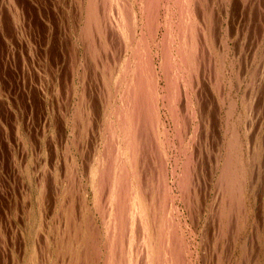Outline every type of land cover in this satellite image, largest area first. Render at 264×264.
<instances>
[{"label":"rangeland","instance_id":"374dc122","mask_svg":"<svg viewBox=\"0 0 264 264\" xmlns=\"http://www.w3.org/2000/svg\"><path fill=\"white\" fill-rule=\"evenodd\" d=\"M89 1L90 0H0V264H41V261H43L42 264H73L74 262L76 264H80V262H84L83 264H101L102 259L103 264L105 262L106 264L110 262L107 258L109 257V249H111L110 245L111 243L113 245L115 242L116 232L111 235L108 234L111 229L108 230L105 227V219L101 218L102 215L100 216V206L103 207L107 204L103 207L106 211V217L107 213H112L113 209L112 206L109 205L108 202H106L105 196L107 195L108 191L105 196H102L105 199L103 200V198H101V200L103 201H101L102 204L100 206H96L97 187L91 179L93 176H95L99 159L103 161V159H106V157L108 156L107 158L108 160H110L116 153H118V155L116 154L117 160L122 157V160L126 159V157H124V154L119 155V151H122V143L120 142L122 141V139L117 132L118 124H116L117 121L115 123L114 120L116 119V117L114 116L116 111L113 109L116 106L115 109L117 110V112H119L118 110L119 107H121L120 105H122V107L125 106L126 101L124 102L123 100L121 103L119 102L122 100L120 93L122 94V90L126 88L128 84L124 83V81L126 80L127 82L129 76L131 77L132 74L130 71H127L125 73V69L127 67L130 68L133 65L132 60H134L133 58L135 57V54H132V52H134L132 48H136L133 46L135 45V43L138 48V54L141 55L142 50H144L142 53V57H140L141 62H144V58L147 56L148 59L146 57L145 62H151V68L154 67L153 69L158 75L156 76L158 77L157 81L155 77L153 78V82H155L156 84L153 83V96H151V99L154 100H151L152 107L155 106L154 108L157 111H155V115L157 114L155 116V120H157V122L154 127H146L147 132L146 129L144 130V126L142 127L140 125V131H137V135L134 136L135 143L134 145H132V149L136 147V149L134 148L136 150V153L137 151L143 152L144 150L145 154L140 152L136 155L135 153V161H133L135 162L134 169H131V167L130 169L126 167L129 172L128 189L129 191H131L130 198L132 200L134 199L135 195H137V193L140 195L139 199L142 200V205H144L145 213L141 214L142 217L139 214V219L136 218L135 230L131 227V220H129V223L124 224L125 230L122 231H125L124 233L128 235H124V237L121 239L122 242H117V244H121L120 246H117L119 247V251L114 247L116 252H119L117 254V256H119L117 258L118 261L116 262V264H118L119 262L121 263V261L124 262L123 264H139L140 261V264H153L154 262L158 264L162 259L163 261L160 264H168V261L172 262V264H176V262H179V264H236L237 262V264H264V0H198V2H195L197 0H156V3L154 0L152 7L153 11H151V16L153 18L149 16L151 19L144 18V16L146 15L144 11L145 8H142L144 0H119L118 2L117 0H91V3ZM171 2L173 3L171 4ZM123 4L125 5V7L127 6L128 11H130L128 26H123L121 20H119L121 17L120 7H124ZM84 5L86 6V8ZM180 5H182V8L180 7ZM195 6L197 7L195 8ZM154 8L157 10L156 13L154 12L156 11ZM87 9L89 11L92 9L94 11V14H98L96 16L97 19H93L91 22V31L89 32V37L87 36L89 39L85 36L86 27H84L85 25L87 26V24H89L87 16L84 17L85 15H87ZM177 10L179 12H177ZM208 10L210 11L207 13ZM180 14L182 17L180 16ZM211 14L214 18L211 16ZM183 16L189 18L186 19ZM211 18L212 21H209V19L211 20ZM144 19L150 21V26H144L145 23L148 24V21L145 22ZM181 19L184 21H182ZM189 21L190 23H188ZM176 22L179 26H174L176 25ZM185 24H187L188 26ZM169 25H171L172 28ZM192 25L193 27H190ZM147 26H149V28ZM176 27H178L179 29L181 28L180 32H178L179 29ZM195 27L197 29L198 27H200L201 30H196ZM175 29L177 30L176 33ZM186 29L187 31L185 32ZM195 30L197 33H194ZM188 31L189 35H187ZM130 32L131 37L128 36ZM210 32L211 34H209ZM213 32L215 33L214 35L212 34ZM162 33L166 36H162ZM180 33L186 35L183 36L181 34V36L179 35L180 37H178L177 34ZM145 35L146 37H144ZM211 35H213L214 37ZM195 36L198 38V40H196L197 38ZM164 37L166 38L165 40ZM88 40H90V49L86 44ZM136 40H138L139 43L136 42ZM159 41H161V43ZM181 41H184V47H188V45L191 44L189 48L190 55L186 57H183L182 55L180 57V53L178 51L180 46L183 47ZM146 42H148L149 44ZM143 43H145L146 45ZM174 43H176V45ZM161 44L164 46L163 48ZM171 46L173 48H169ZM193 48L195 49V51ZM130 52L133 57L130 55ZM194 52H196V54ZM144 53L146 54V56ZM171 53L173 54V56L171 55ZM163 56L167 61L164 60ZM174 58H176L175 61ZM194 61L196 63L198 62V65ZM122 63L124 64V66L122 65ZM169 63L171 66L169 65ZM152 64L155 66H153ZM189 65H191L190 70V67H188ZM175 66L177 69L174 68ZM120 67L121 70L123 69L122 71L120 70ZM160 67L162 68L163 72H161ZM164 70L166 71V73L164 72ZM171 73H175L176 75ZM167 74H169V76ZM261 74L262 76H259ZM172 76L174 77V79H172ZM168 78L171 81L167 80ZM165 80L167 82L170 81L167 83L168 85L165 83ZM119 81L121 82L120 84ZM175 81L177 84L176 86L174 85ZM254 81H256V84L254 83ZM106 85L108 86L106 87ZM181 85L183 86L181 87ZM156 86L161 87V89ZM178 86H180L181 89L178 88ZM251 86L254 87V89L252 87V91ZM168 91H171V93ZM174 91H179V95H177V92L175 94ZM161 92L164 93L162 94ZM184 92L185 94H183ZM253 92L254 94H252ZM141 94L143 96V93L140 92V95L138 96L139 98L142 97ZM155 94H157V96ZM197 94L199 97L197 96ZM113 95L115 98H113ZM172 95L173 98L171 97ZM251 95L253 97H250ZM160 96L161 98H163V100H160ZM185 96L186 98H184ZM139 98H136L137 102ZM250 98L253 99H251L250 101ZM157 99H159L160 101H157ZM173 101L175 102V104H173ZM142 102L144 103L145 100L143 99ZM195 102H197V106L195 105ZM229 103L231 104V107L229 106ZM250 103L254 108L252 106L250 107ZM158 104L162 107H160ZM185 104L188 105V107ZM254 104L258 105L254 106ZM178 106L179 108L182 106L180 108V111ZM107 108H110L109 111ZM234 108L236 111L234 110ZM74 109L77 111H75ZM170 109L175 110H173L172 112V110ZM177 110L179 112H177ZM239 111L241 114L239 113ZM73 112H76L78 114ZM177 113L183 114L181 116L180 114L177 115ZM228 113H230L231 115ZM141 115L143 114H140L139 118L141 117ZM170 115H172V117H170ZM76 116L78 117L74 118ZM80 116H82L83 118ZM238 116L239 118L235 119ZM76 119H78L77 121L80 124H78L77 121H72ZM109 119L111 120V124L109 123ZM244 119H248L246 120L248 121V124L247 122L244 123ZM178 121L180 122V125L178 124ZM85 122L86 124L84 125L83 123ZM108 124L112 126L110 129ZM177 125L179 126L177 127ZM243 125L247 126V128H245ZM103 126L105 128L107 127V129H104ZM193 130L195 131L194 134ZM108 131L109 134H106V132ZM260 131L261 134H259ZM76 132L77 134H75ZM149 132L156 137L155 141L154 137L152 136V134L150 136ZM154 132L156 134H154ZM233 133L236 135H234ZM242 133H244L245 135L243 134L242 136ZM114 134L115 136H113ZM105 135L109 138H107L108 140L106 139ZM77 137H80V140H76L78 139ZM104 139L106 143L108 142V147L103 144ZM113 139L116 141H114ZM147 139L150 141H148ZM230 139L231 142H229ZM141 140L147 141L142 142ZM101 144H103L104 146ZM138 145L142 146L143 149L139 150L141 148H139ZM111 146H114L115 148H112ZM100 147H107V152L105 148L102 151L103 148L101 149ZM157 148L159 149L158 151ZM152 149L154 153L156 151L157 152L153 154ZM110 150H112L113 152ZM100 151L102 152L100 153ZM145 151L149 154H147ZM103 152H106L107 154L105 153V156H103ZM110 152H112L113 155ZM108 153L112 155V157ZM151 156L152 159H149L151 158ZM229 156H231L232 158ZM260 157L262 158L259 159ZM192 158L194 159V161ZM237 158H239L240 160ZM222 159L225 160L222 161ZM138 160L139 163L136 162ZM149 160L151 162H149ZM162 160L166 161L162 162ZM140 161L146 164L145 167L144 164ZM190 161H192L194 164H191L192 162ZM225 162L226 164H224ZM235 162H238V164L236 165ZM137 163L140 166H137ZM183 164L185 165L183 166ZM146 166L148 168H146ZM151 167L153 168L151 169ZM243 167L244 169L241 170V168ZM136 168L140 171H137ZM180 168H184V171L187 169L185 171V175H183V169H181V171L179 170ZM144 169L145 171H147V176ZM147 169H151V172ZM236 169L239 171L236 172ZM230 170L232 171V173ZM68 171L69 174L67 173ZM152 171H154L155 174ZM71 172H73V174ZM138 172H141V174L143 173L144 175L142 174V176L140 175V173L138 174ZM241 172L244 174H242ZM151 173H153V176L151 175ZM161 173H163L164 175L162 176ZM230 173L232 177L236 176L235 178H232V181L233 179L237 180V182L239 181L238 193L241 192L240 195L238 194L239 197L237 196L236 202H233V205L229 203L230 191L227 190L230 185V182L227 181L231 180L229 176ZM176 175L180 176L178 177ZM187 175H189V179H185ZM220 175L223 178H221ZM154 177L156 179H154ZM154 180H156V182H154ZM66 182L69 183L67 184ZM146 182L149 183L146 184ZM186 182L187 184H185ZM217 182L219 183V185ZM71 183H73V185ZM227 183L228 187L225 186L227 185ZM43 184L46 187L43 186ZM141 184L143 185L141 186ZM67 185L75 187H73L72 189V187H67ZM180 185H182V187ZM81 186L83 187V189ZM139 186L142 188V190L139 189ZM150 186L151 188H149ZM153 186H155L156 188H153ZM64 188L67 189V192ZM178 188L180 190H178ZM185 188H188V190H186ZM75 190H77L78 192ZM155 190L156 193L154 192ZM159 190H163L161 191L162 193ZM165 191L167 192V194L165 193ZM70 192H73L72 197H70V195L66 196V194L68 193L71 194ZM74 193L75 195L78 193L77 197L79 196L76 200L77 203L75 199H73L76 198V196H73ZM148 193L149 195H145ZM155 194L156 196L158 195V197H156ZM145 196L148 198H146ZM153 196L154 198H152ZM67 197L69 199H67ZM62 198L64 199V201L67 199L66 202L68 203L63 202ZM165 198L166 200H164ZM78 199H81V201L79 202ZM239 200L243 202L240 203ZM74 201L76 204L74 203ZM70 202L73 203L71 204ZM114 202L113 208L115 207ZM167 202L169 207L166 204ZM198 203L200 205H198ZM88 205H90V207H88ZM162 205L164 211L162 210ZM56 206L59 207V209L56 208ZM73 206L75 207V210H73ZM81 206L82 208H80ZM155 206L157 208L159 206L160 207L157 209ZM70 207L72 209H70ZM105 207H107L109 210ZM83 208H86V210H83ZM96 208L98 209V211H95ZM88 209L90 210V212L88 211ZM66 210H68V212L70 210L71 213L73 211L76 213V216L75 213L72 214L75 218L76 227L72 232H69L71 234L70 236H73L75 240L74 243L71 241L72 239L70 240V242L68 241L69 237L66 234L67 230L64 229L65 225L67 224L66 217L68 216V212L65 213ZM216 210L217 213L215 212ZM59 211L61 212V214L59 213ZM151 211L153 215L152 213H149ZM189 211H191L192 215ZM83 213L85 214V216L83 215L82 219L81 215ZM87 214L88 216H86ZM166 215L168 217H165ZM154 217H156L157 219H155ZM255 217L256 220H253ZM175 218H177L176 221ZM233 218L236 221L233 220ZM84 219L85 221H88V219L91 220L92 224H94V226H92L96 229V233L100 234H96V242H94L96 243V245L94 246L95 248L92 247L91 249L93 250H89L88 259L90 261H88L90 263H88V261H85L84 256L85 253H88V250L85 251V246L82 245L79 240L81 237L83 238L87 232V230L85 231V229H83L84 227L86 228L87 225V221L84 222ZM165 220L166 224H168V221L170 224L165 225ZM111 221L113 223L112 215L110 216L109 220H107V224L109 225L110 222V226L112 225ZM60 222H62V224ZM82 222H84V224ZM173 224H176L175 227H172ZM60 225L62 228L60 227ZM177 225H179L180 227H178ZM168 226L170 227L168 228ZM51 227H53L54 230ZM100 227L103 228L102 231ZM126 227L130 230L129 231L127 229V233ZM153 227L154 230L152 229ZM158 227L160 228V230ZM251 227L254 229L252 230ZM136 228H139V230H136ZM43 229H45V231ZM52 230L54 232H52ZM228 230H230V232H228ZM175 232L179 233L177 234ZM136 233L137 237L135 236ZM77 234L78 236H75ZM80 234L84 235L81 236ZM122 234L123 232L121 233V235ZM138 234H140L139 237ZM227 235L229 238L227 237ZM107 236L110 238H108ZM159 237H162L160 239V242ZM77 238H79V241L77 240ZM139 238H141L142 241L139 240ZM102 239L104 240V242ZM130 239H132V241L129 245ZM163 239L165 242H163ZM175 239L178 242L174 244L173 242L175 241ZM39 240L41 241V244L39 243ZM138 240L140 242H138ZM56 241L59 243H56ZM108 241H110V244ZM78 242L79 248H77ZM45 243L47 247L43 248L45 246ZM246 243L248 246L246 245ZM55 244H58L59 246ZM70 244L72 245V247L70 246ZM163 244L164 246H162ZM80 245L82 246L80 247ZM142 245L144 246L143 249ZM170 245L173 246H171L170 248ZM121 246L122 248H120ZM175 246L179 249V251ZM57 247L59 248L57 249ZM75 247L77 248V250ZM166 247L168 249H171L168 253L166 251ZM249 247L250 251L248 249ZM98 248L100 249V251H97ZM137 249L139 250L136 251ZM161 249L163 253L159 252L161 251ZM246 250H248L249 252H247ZM252 250L255 252V254ZM95 251H97L98 254H96L97 252L94 253ZM142 251L144 253V259H142ZM158 252L162 254H159ZM38 253L40 254V256ZM93 254L98 256L96 257L94 255V257H92ZM103 254H105V256ZM36 255H38L39 257ZM74 255L75 257L77 256L76 258L80 257L83 260L79 258L77 260L78 262H76V260L73 259ZM159 255H161L162 259L161 257H159ZM66 256L68 259L66 258ZM121 256V259L123 260L120 259ZM179 257H181L180 261L178 260ZM243 257L245 258V260ZM98 258L99 260H97ZM136 258L140 261H138ZM182 258L184 259V261H182ZM63 259L66 260L64 261ZM92 259L94 263L91 262ZM235 260L237 262H235ZM135 261L138 262L136 263Z\"/></svg>","mask_w":264,"mask_h":264},{"label":"bare ground","instance_id":"6f19581e","mask_svg":"<svg viewBox=\"0 0 264 264\" xmlns=\"http://www.w3.org/2000/svg\"><path fill=\"white\" fill-rule=\"evenodd\" d=\"M85 1H87V0H85ZM95 1V0H94ZM100 1H102V0H100ZM119 0H117V2H118ZM122 1V0H121ZM125 1V0H124ZM123 1V2H124ZM128 1V0H127ZM186 1V0H185ZM190 1V0H189ZM216 1V0H215ZM90 3H91V0L89 1ZM103 2H105V1H103ZM144 3H143V5H142V8L144 7L145 8V14L149 17H152L151 16V11H153V9H152V7H153V2H154V0H144L143 1ZM179 2V1H178ZM195 2H198V0L197 1H195ZM100 3V2H99ZM121 3V2H120ZM120 3H118V4H120ZM155 3H156V0H155ZM173 2H171V4H172ZM183 3V2H182ZM127 4H128V2H127ZM168 4V3H167ZM177 5V4H176ZM178 5H179V3H178ZM85 6V5H84ZM88 6H91V5H88ZM87 6V7H88ZM96 6V5H95ZM100 6V5H99ZM105 6V5H104ZM108 6V5H107ZM123 6L124 7H120L121 8V17H120V19L119 20H121V23H122V25L123 26H128V19H130V14H129V12L130 11H128V9H127V6L125 7V5L123 4ZM158 6V5H157ZM167 6H169V5H167ZM173 6V5H172ZM129 7V6H128ZM141 7V6H140ZM139 7V8H140ZM180 7L182 8V5H180ZM179 7V8H180ZM197 6H195V8H196ZM85 8H86V6H85ZM96 8V7H95ZM143 8V9H144ZM151 8V9H150ZM157 8V7H156ZM198 8H199V5H198ZM227 8V7H226ZM80 9V8H79ZM102 9V8H101ZM142 9V10H143ZM155 9V8H154ZM167 9V8H166ZM176 9V8H175ZM178 9V8H177ZM185 9V8H184ZM187 9V8H186ZM190 9V8H189ZM188 9V10H189ZM88 10V9H87ZM106 10V9H105ZM156 10V9H155ZM178 10H180V9H178ZM177 10V12H179ZM188 10H186V11H188ZM196 10V9H195ZM102 11V10H101ZM104 11V10H103ZM167 11V10H166ZM181 11V10H180ZM185 11V12H186ZM191 11V10H190ZM210 10H208L207 11V13L209 12ZM69 12V11H68ZM95 12H96V9H95ZM155 13L157 12V10L156 11H154ZM153 12V13H154ZM194 12V11H193ZM205 12V11H204ZM215 12V11H214ZM101 13V12H100ZM117 13V12H116ZM174 13V12H173ZM181 13V12H180ZM189 13V12H188ZM195 13V12H194ZM143 14V13H142ZM98 14L96 13V14H94V11L91 9L90 11L88 10L87 11V15H85L84 17H86L87 16V20L89 21V24H87V26L85 25L84 27H86V32H85V36L87 37H89V32L91 31V22H92V20L93 19H97V16ZM144 16V18H146V19H151L150 17L148 18L147 16ZM167 15V14H166ZM177 15V14H176ZM179 15V14H178ZM184 15H186V14H184ZM189 15V14H188ZM204 15H206V14H204ZM106 16V15H105ZM180 16H181V14H180ZM192 16H193V13H192ZM197 16V15H196ZM195 16V17H196ZM211 16H212V14H211ZM182 17V16H181ZM180 17V18H181ZM184 17V16H183ZM213 17V16H212ZM66 18V17H65ZM153 18V17H152ZM184 18H186V17H184ZM183 18V19H184ZM189 18V17H188ZM188 18H186V19H188ZM197 18V17H196ZM205 18V17H204ZM214 18V17H213ZM250 18V17H249ZM173 19V18H172ZM171 19V20H172ZM175 19H176V17H175ZM143 20V19H142ZM145 20V19H144ZM167 20V19H166ZM174 20V19H173ZM182 20V19H181ZM190 20V19H189ZM195 20V19H194ZM148 20H145V22H147ZM165 21V20H164ZM163 21V22H164ZM182 21H184V20H182ZM209 21H212V18H211V20L209 19ZM215 21V20H214ZM86 22V21H85ZM149 22L150 21H148L147 23L148 24H146L145 23V27H146V25H149ZM152 22V21H151ZM170 22V21H169ZM206 22V21H205ZM95 23V22H94ZM188 23H190V21L188 22ZM197 23V22H196ZM215 23V22H214ZM153 24V23H152ZM167 24V23H166ZM171 24V23H170ZM181 24V23H180ZM201 24H202V22H201ZM107 25V24H106ZM164 25H165V23H164ZM184 25V24H183ZM185 25H187V24H185ZM194 25V24H193ZM193 25L192 26H190V27H193ZM209 25H210V23H209ZM208 25V26H209ZM143 26V25H142ZM150 26V25H149ZM149 26H147L148 28H149ZM170 27H171V25H169ZM174 26H179L178 25V23L176 22V25H174ZM188 26V25H187ZM186 26V27H187ZM197 26V25H196ZM199 26V25H198ZM165 27V26H164ZM182 27V26H181ZM185 27V26H184ZM121 28V27H120ZM151 28V27H150ZM166 28H167V26H166ZM166 28H165V33H166ZM172 28V27H171ZM175 28V27H174ZM176 28H178V27H176ZM188 28V27H187ZM196 28V27H195ZM209 28V27H208ZM213 28V27H212ZM124 29V28H123ZM138 29V28H137ZM169 29V28H168ZM179 29V28H178ZM185 29V28H184ZM183 29V30H184ZM193 29V28H192ZM198 29L199 30H201L200 29V27H198ZM197 28H196V30H198ZM225 29V28H224ZM83 30V29H82ZM85 30V29H84ZM95 30V29H94ZM164 30V29H163ZM180 30H181V28L179 29V31L178 32H180ZM196 30H195V32L194 33H197L196 32ZM207 30V29H206ZM127 31V30H126ZM129 31H131V30H129ZM128 31V32H129ZM144 31V30H143ZM187 31V29L185 30V32ZM214 31V30H213ZM103 32V31H102ZM168 32V31H167ZM177 32V30L175 29V33ZM184 32V33H185ZM226 32V31H225ZM147 33V32H146ZM153 33V32H152ZM164 33V34H165ZM170 33V32H169ZM129 34V33H128ZM181 34L182 33H180V34H177L178 35V37H180L181 36ZM193 34V33H192ZM209 34H211V32L209 33ZM213 35L215 34L214 32L212 33ZM216 34H217V32H216ZM131 35V32H130V34L128 35V36H130ZM174 35V34H173ZM176 35V34H175ZM180 35V36H179ZM183 35V34H182ZM186 35V34H185ZM185 35H183V36H185ZM187 35H189V31H188V34ZM200 35H201V33H200ZM213 35H211V36H213ZM84 36V37H85ZM140 36H142V35H140ZM162 36H166V35H163V33H162ZM196 36H198V35H196ZM195 36V37H196ZM87 37V38H88ZM113 37V36H112ZM131 37V36H130ZM144 37H146V35L144 36ZM188 37V36H187ZM214 37V36H213ZM225 37V36H224ZM138 38V37H137ZM143 38V37H142ZM168 38V37H167ZM197 38V37H196ZM89 39V38H88ZM91 39H92V37H91ZM140 39V38H139ZM166 38L164 37V40H165ZM171 39V38H170ZM169 39V40H170ZM172 39H174V38H172ZM180 39V38H179ZM179 39H178V41H179ZM183 39V38H182ZM188 39V38H187ZM190 39V38H189ZM212 39V38H211ZM215 39V38H214ZM163 40V41H164ZM177 40V39H176ZM196 40H198V38L196 39ZM85 41H86V39H85ZM144 41H145V39H144ZM171 41V40H170ZM174 41V40H173ZM184 41H185V38H184ZM184 41H181L182 42V45H183V42ZM191 41V40H190ZM220 41V40H219ZM130 42H131V40H130ZM136 42H138V40H136ZM142 42H143V40H142ZM160 43H161V41H159ZM175 42V41H174ZM189 42V41H188ZM211 42H212V40H211ZM101 43V42H100ZM139 43V42H138ZM146 43H148V42H146ZM171 43H173V42H171ZM87 47L89 46V49H90V40H88L87 41ZM123 44V43H122ZM143 44H145V43H143ZM149 44V43H148ZM175 45H176V43H174ZM181 44V43H180ZM180 44H179V46H180ZM185 44V43H184ZM73 45V44H72ZM135 45H136V43H135ZM135 45H133L134 47H136L135 49H133L132 47V50L134 51V52H132V54L134 55L135 54V57L133 58L134 60H132L133 62H132V67H130V68H126L125 69V73L127 72V71H130L132 74H131V77L129 76V79H128V81L126 82V80L124 81V83H128L127 84V86H126V84H125V86H126V88H124L125 89V91H124V89L122 90V94L120 93V95H121V101H119L120 103L124 100V102H125V106H123L122 107V105H120L121 107H119V112H117V110L115 109V107H114V109L113 110H115L116 112H115V117H116V119H114L115 120V123H116V121H117V123L116 124H118L117 126H118V130H117V132H118V134H119V136L121 137V139H122V141H120L121 143H122V151H119V155H125L124 157H126V159L125 160H122V158H120V156H119V158L120 159H116V154L118 155V153H116L115 155H113L112 154V152L114 151V149H113V151L112 150H110V151H112V152H110L112 155H113V157H112V155H110L109 153V155L112 157H110L111 159L110 160H108V156L106 157V159H103V161L101 160V159H99L98 160V166H97V171H96V173H95V176H93L92 177V182L93 183H95V185H96V200H97V205L96 206H100L101 204H102V200H101V198H103L102 196H105V194L107 193V191H108V193H107V195L105 196L106 197V202H108L109 203V205H111L112 206V213L111 212H108L107 213V217L105 216L106 215V211H105V209L103 208L104 206H106V205H104L103 207H101L100 206V210H101V212H100V216H101V218H103V219H105V221H104V224H105V227H106V229H111L110 230V232L108 233L109 235H111V234H113L114 232H116V235H115V242H114V240H113V242H114V244L112 245V243H111V245H110V247H111V249H109L110 251H109V257L107 258V259H109V263L108 264H116V262L118 261V256H117V254L119 253H117L116 252V250H115V248L118 250V248L119 247H117V246H120L121 244L120 243H118L117 244V242H122V238L124 237V235L125 236H127L124 232L125 231H122V230H125V225L124 224H126V223H129V220H131V227H132V229H134L135 230V225H136V218L137 219H139L138 218V215L140 214V216L142 217V213L144 214L145 212H144V205H142V200L141 199H139L140 198V195L137 193V195H135V197H134V199L132 200L131 198H130V193H131V191H129V189H128V185H129V182H128V176H129V172H128V170L126 169V167H128L129 169H130V167H131V169H134V164H135V162H133V161H135L134 159H135V153H136V147H134L133 149H132V145H134V143H135V138H134V136H136L137 135V131H140V125L143 127L144 126V130L146 129V127H148V126H150V127H154L155 125H156V122H157V120H155V116L157 115H155V111H156V109L154 108L155 106H153L152 107V104H151V100H153V99H151L152 97L151 96H153V83H155V82H153V78L155 77L156 78V81H157V78L158 77H156V76H158L157 74H156V72H155V70L153 69V68H151V62H145V59H146V52L144 53L145 54V58H144V62L142 63L141 62V58L140 57H142V53H143V51L144 50H142V53H141V55L140 54H138L139 52H138V48H137V45L135 46ZM146 45V44H145ZM191 45V44H190ZM190 45H188V47L187 46H185L184 47V45H183V47H181L180 46V48H179V53H180V57H181V55L183 56V57H186V56H188V55H190ZM204 45V44H203ZM84 46H85V44H84ZM92 46V45H91ZM128 46V45H127ZM161 46H162V48L164 47L162 44H161ZM174 46V45H173ZM97 47V46H96ZM126 47V46H125ZM130 47V46H129ZM151 47V46H150ZM212 47V46H211ZM223 47V46H222ZM229 47V46H228ZM144 48H145V46H144ZM169 48H173L172 46L171 47H169ZM95 49V48H94ZM147 49V48H146ZM159 49V48H158ZM161 49V48H160ZM175 49V48H174ZM194 49V48H193ZM86 50V49H85ZM148 50V49H147ZM172 50V49H171ZM171 50H170V52H171ZM197 50V49H196ZM108 51V50H107ZM106 51V52H107ZM116 51V50H115ZM114 51V52H115ZM163 51H164V49H163ZM167 51H168V49H167ZM194 51H195V49H194ZM89 52V51H88ZM91 52V51H90ZM102 52V51H101ZM173 52V51H172ZM177 52V51H176ZM241 52V51H240ZM84 53V52H83ZM122 53V52H121ZM129 53V52H128ZM148 53H150V52H148ZM162 53V52H161ZM193 53V52H192ZM195 54H196V52H194ZM201 53V52H200ZM93 54H94V52H93ZM116 54V53H115ZM164 54V53H163ZM176 54V53H175ZM211 54V53H210ZM86 55V54H85ZM128 55V54H127ZM130 55H131V52H130ZM133 55H131L132 57H133ZM140 55V56H139ZM161 55V54H160ZM165 55V54H164ZM171 55L173 56V54L171 53ZM220 55V54H219ZM94 56V55H93ZM100 56V55H99ZM110 56V55H109ZM195 56V55H194ZM128 57V56H127ZM161 57V56H160ZM164 57V56H163ZM179 57V58H180ZM203 57V56H202ZM100 58V57H99ZM116 58V57H115ZM126 58V57H125ZM131 58V57H130ZM150 58V57H149ZM104 59V58H103ZM132 59V58H131ZM147 59H148V57H147ZM152 59V58H151ZM181 59V58H180ZM183 59V58H182ZM195 59V58H194ZM92 60V59H91ZM96 60V59H95ZM126 60H128V59H126ZM126 60H125V62H126ZM143 60V59H142ZM164 60H165V57H164ZM176 60V58H174V61ZM184 60H185V58H184ZM98 61V60H97ZM96 61V62H97ZM151 61V60H150ZM165 61H167V60H165ZM99 62V61H98ZM124 62V63H125ZM164 62V61H163ZM171 62H172V60H171ZM195 62V61H194ZM234 62V61H233ZM165 63V62H164ZM186 63V62H185ZM196 63V62H195ZM223 63V62H222ZM260 63V62H259ZM93 64V63H92ZM97 64V63H96ZM99 64V63H98ZM143 64V65H142ZM161 64V63H160ZM172 64V63H171ZM183 64H184V62H183ZM197 65H198V62L196 63ZM195 64V65H196ZM122 65L124 66V64L122 63ZM122 65H121V67H122ZM153 65V64H152ZM165 65V64H164ZM166 65H167V63H166ZM169 65H170V63H169ZM173 65V64H172ZM256 65V64H255ZM107 66V65H106ZM125 66H126V64H125ZM129 66V65H128ZM153 66H155V65H153ZM171 66V65H170ZM186 66V65H185ZM191 65H189L188 67H190ZM194 66V65H193ZM217 66V65H216ZM259 66V65H258ZM264 66V65H263ZM77 67V66H76ZM98 67V66H97ZM121 67H120V70H121ZM166 67V66H165ZM183 67V66H182ZM197 67V66H196ZM199 67H200V65H199ZM198 67V68H199ZM92 68V67H91ZM104 68V67H103ZM161 68V67H160ZM174 68H176V66L174 67ZM195 68V67H194ZM217 68V67H216ZM256 68V67H255ZM107 69V68H106ZM173 69V68H172ZM177 69V68H176ZM179 69H180V67H179ZM191 69V67L189 68V70ZM197 69V68H196ZM195 69V70H196ZM252 69V68H251ZM257 69V68H256ZM123 70V69H122ZM121 70V71H122ZM244 70V69H243ZM253 70V69H252ZM105 71V70H104ZM174 71H177V70H174ZM181 71V70H180ZM194 71V70H193ZM249 71H251V70H249ZM161 72H163V70H162V68H161ZM164 72L166 73V71L164 70ZM172 72V71H171ZM198 72H199V69H198ZM211 72V71H210ZM255 72H256V70H255ZM40 73V72H39ZM107 73V72H106ZM105 73V74H106ZM123 73V72H122ZM129 73V72H128ZM176 73H178V72H176ZM193 73V72H192ZM249 73H251V72H249ZM253 73V72H252ZM156 74V75H155ZM162 74H164V73H162ZM171 74H175V73H171ZM183 74V73H182ZM234 74V73H233ZM255 74V73H254ZM260 74V73H259ZM48 75V74H47ZM121 75V74H120ZM168 76H169V74H167ZM167 75H165V76H167ZM176 75V74H175ZM181 75V74H180ZM163 76V75H162ZM258 76V75H257ZM259 76H262V74L261 75H259ZM121 77V76H120ZM123 77V76H122ZM161 77V76H160ZM173 77V76H172ZM171 77V78H172ZM181 77V76H180ZM106 78H107V76H106ZM164 78V77H163ZM256 78H259V77H256ZM255 78V79H256ZM87 79V78H86ZM85 79V80H86ZM172 79H174V77L172 78ZM119 80V79H118ZM124 80V79H123ZM167 80H170L169 78L167 79ZM187 80V79H186ZM185 80V81H186ZM247 80V79H246ZM254 80V79H253ZM257 80H259V79H257ZM262 80V79H261ZM110 81V80H109ZM108 81V82H109ZM171 81V80H170ZM170 81H168V82H170ZM174 81V80H173ZM84 82V81H83ZM166 80H165V83L167 84L168 83ZM181 82V81H180ZM256 81H254V83H255ZM258 82V81H257ZM121 82L119 81V84H120ZM124 83H123V85H124ZM173 83V82H172ZM187 83V82H186ZM106 84V83H105ZM118 84V85H119ZM156 84V83H155ZM166 84H164V85H166ZM256 84V83H255ZM168 85V84H167ZM175 86L177 85L176 84V81H175V84H174ZM108 85H106V87H107ZM170 86V85H169ZM172 86V85H171ZM183 85H181V87H182ZM250 86V85H249ZM249 86H248V89H249ZM156 87H158V86H156ZM252 87L253 86H251V91H252ZM115 88V87H114ZM118 88V87H117ZM158 88H160L161 89V87H158ZM174 88V87H173ZM178 88H180V86H178ZM120 89V88H119ZM171 89V88H170ZM181 89V88H180ZM253 89H254V87H253ZM174 90V89H173ZM183 90V89H182ZM184 90H185V88H184ZM189 90V89H188ZM209 90V89H208ZM255 90H256V88H255ZM115 91H116V89H115ZM158 91V90H157ZM163 91V90H162ZM166 91V90H165ZM251 91H250V93H251ZM121 92V91H120ZM140 92L141 93H143V96H142V94H141V96L142 97H138L139 95H140ZM156 92V91H155ZM168 92H170L171 93V91H168ZM175 92V94H176V92L177 91H174ZM94 93V92H93ZM162 93V92H161ZM160 93V94H161ZM164 93V92H163ZM162 93V94H163ZM179 93V91L177 92V95H179L178 94ZM248 93V92H247ZM159 94V95H160ZM173 94V93H172ZM183 94H185V92L183 93ZM187 94V93H186ZM196 94V93H195ZM226 94V93H225ZM252 94H254V92L252 93ZM80 95V94H79ZM96 95V94H95ZM108 95V94H107ZM156 96H157V94H155ZM118 96H119V94H118ZM170 96V95H169ZM183 96V95H182ZM197 96H198V94H197ZM244 96V95H243ZM172 98H173V95L171 96ZM170 97V98H171ZM199 97V96H198ZM198 97H197V99H198ZM250 97H253L252 95L250 96ZM256 97V96H255ZM104 98V97H103ZM113 98H115L114 97V95H113ZM136 98H139L138 99V102H137V99ZM149 98H150V102H149ZM159 98V97H158ZM184 98H186V96L184 97ZM108 99V98H107ZM145 100V102L143 103L142 102V100ZM163 100V98H161V96H160V100ZM178 99V98H177ZM182 99V98H181ZM188 99V98H187ZM187 99H186V101H187ZM193 99V98H192ZM191 99V100H192ZM195 99V98H194ZM251 99H253V98H250V101H251ZM255 99V98H254ZM159 99H157V101H158ZM159 100V101H160ZM166 100V99H165ZM170 100V99H169ZM173 100V99H172ZM196 100V99H195ZM154 101V100H153ZM152 101V102H153ZM180 101V100H179ZM184 101V100H183ZM182 101V102H183ZM249 101V100H248ZM129 102V103H128ZM166 102V101H165ZM174 102V101H173ZM181 102V103H182ZM185 102V101H184ZM199 102V101H198ZM230 102V101H229ZM97 103V102H96ZM115 103V102H114ZM128 103V104H127ZM167 103H168V101H167ZM166 103V104H167ZM187 103V102H186ZM193 103V102H192ZM191 103V104H192ZM196 103L197 102H195V105H196ZM233 103V102H232ZM251 103H253V102H251ZM251 103H250V107L252 106L253 107V105H251ZM93 104V103H92ZM103 104V103H102ZM161 104V103H160ZM173 104H175V102L173 103ZM184 104V103H183ZM230 104V103H229ZM237 104V103H236ZM264 104V103H263ZM79 105V104H78ZM96 105V104H95ZM154 105V104H153ZM159 105V104H158ZM171 105V104H170ZM169 105V106H170ZM180 105V104H179ZM186 105V104H185ZM190 105V104H189ZM255 105H258V104H254V106ZM160 107H162L161 105H159ZM168 106V105H167ZM187 107H188V105H186ZM197 106V105H196ZM230 107H231V104L229 105ZM249 106V105H248ZM78 107V106H77ZM113 107V106H112ZM164 107V106H163ZM172 107V106H171ZM182 107V106H181ZM180 107V108H181ZM191 107V106H190ZM99 108V107H98ZM167 108V107H166ZM178 108H179V106H178ZM180 108H179V111H180ZM193 108V107H192ZM232 108H233V106H232ZM247 108V107H246ZM254 108V107H253ZM258 108V107H257ZM108 109V108H107ZM110 109V108H109ZM109 109H108V111H109ZM176 109V108H175ZM175 109H173V110H175ZM191 109V108H190ZM249 109V108H248ZM67 110V109H66ZM75 110V109H74ZM170 110H172V109H170ZM173 110H172V112H173ZM188 110V109H187ZM192 110V109H191ZM195 110H197V109H195ZM234 110H235V108H234ZM75 111H77V110H75ZM168 111V110H167ZM178 110H177V112H179ZM181 111H182V109H181ZM194 111V110H193ZM236 111V110H235ZM251 111H253V110H251ZM259 111V110H258ZM78 112H80V111H78ZM87 112V111H86ZM112 112V111H111ZM157 112V111H156ZM169 112V111H168ZM175 112V111H174ZM191 112V111H190ZM229 112V111H228ZM242 112V111H241ZM73 113H76V112H73ZM107 113V112H106ZM113 113V112H112ZM193 113V112H192ZM239 113H240V111H239ZM250 113V112H249ZM252 113V112H251ZM62 114V113H61ZM76 114H78V113H76ZM75 114V115H76ZM79 114H81V113H79ZM108 114V113H107ZM140 114H143V115H141V117L139 118V115ZM170 114H172V113H170ZM175 114V113H174ZM178 114H180V113H177V115ZM183 114V113H182ZM182 114H180L181 116H182ZM228 114H230V113H228ZM241 114V113H240ZM176 115V116H177ZM226 115V114H225ZM231 115V114H230ZM238 115V114H237ZM87 116V115H86ZM180 116V117H181ZM228 116V115H227ZM248 116V115H247ZM78 116H76V117H74V118H77ZM80 117H82V116H80ZM79 117V118H80ZM107 117V116H106ZM170 117H172V115H170ZM174 117H175V115H174ZM178 117V116H177ZM249 117V116H248ZM83 118V117H82ZM81 118V119H82ZM112 118V117H111ZM110 118V119H111ZM239 118V116L238 117H236L235 119H238ZM58 119V118H57ZM109 119V120H110ZM161 119V118H160ZM175 119V118H174ZM78 119H76V120H72L73 122L75 121H77ZM85 120V119H84ZM245 120V119H244ZM246 120H248V119H246ZM244 121V123H246L247 122V124H248V121ZM55 121V120H54ZM80 121V120H79ZM105 121V120H104ZM108 121V120H107ZM160 121V120H159ZM173 121V120H172ZM184 121V120H183ZM233 121V120H232ZM236 121V120H235ZM82 122H83V120H82ZM179 122V121H178ZM77 123L78 124H80L78 121H77ZM110 124H111V120H110V122H109ZM163 123V122H162ZM174 123H175V121H174ZM185 123V122H184ZM84 125L86 124V122L85 123H83ZM82 124V125H83ZM105 124H106V122H105ZM110 124H108V126H109V129L112 127V126H110ZM179 125H180V122L178 123ZM210 124V123H209ZM224 124V123H223ZM234 124V123H233ZM243 124V123H242ZM246 124V125H247ZM72 125V124H71ZM103 125V124H102ZM179 125H177V127L179 126ZM185 125V124H184ZM187 125V124H186ZM117 126H115V127H117ZM244 126V125H243ZM260 126H262V125H260ZM82 127V126H81ZM104 127V126H103ZM114 127V126H113ZM141 127V128H142ZM245 128H247V126H244ZM83 128V127H82ZM98 128V127H97ZM228 128V127H227ZM71 129V128H70ZM75 129H78V128H75ZM104 129H107V127L105 128L104 127ZM114 129V128H113ZM115 129H117V128H115ZM161 129V128H160ZM186 129V128H185ZM242 129H244V128H242ZM153 130V129H152ZM176 130V129H175ZM179 130V129H178ZM187 130V129H186ZM105 131V130H104ZM115 131V130H114ZM148 131H149V129H148ZM159 131H161V130H159ZM196 131H197V129H196ZM216 131V130H215ZM244 131V130H243ZM247 131V130H246ZM96 132V131H95ZM103 132V131H102ZM146 132H147V129H146ZM153 132V131H152ZM165 132V131H164ZM163 132V133H164ZM194 130H193V134H194ZM232 132V131H231ZM234 132V131H233ZM245 132V131H244ZM264 132V131H263ZM109 134V131L108 132H106V134ZM114 133V132H113ZM145 133V132H144ZM150 133V132H149ZM162 133V134H163ZM75 134H77V132L75 133ZM141 134V133H140ZM147 134V133H146ZM151 134L152 133H150V136H151ZM154 134H156L155 132H154ZM169 134V133H168ZM231 134V133H230ZM234 134V133H233ZM243 134L244 133H242V136H243ZM259 134H261V131H260V133ZM83 135V134H82ZM112 135V134H111ZM234 135H236V134H234ZM245 135V134H244ZM76 136V135H75ZM88 136H89V134H88ZM103 136V135H102ZM108 136V135H107ZM113 136H115V134L113 135ZM147 136H149V135H147ZM147 136H146V138H147ZM152 136H153V134H152ZM172 136V135H171ZM248 136V135H247ZM252 136V135H251ZM258 136V135H257ZM262 136V135H261ZM85 137V136H84ZM105 137H106V135H105ZM145 137V136H144ZM154 137V141H155V139H156V137L155 136H153ZM152 137V138H153ZM163 137V136H162ZM203 137V136H202ZM208 137V136H207ZM240 137V136H239ZM256 137V136H255ZM78 138V137H77ZM80 138V137H79ZM76 139V140H80V139ZM108 137H106V139H107ZM114 138V137H113ZM139 138V137H138ZM146 138H143V139H146ZM149 138V137H148ZM166 138V137H165ZM169 138V137H168ZM191 138V137H190ZM225 138H228V137H225ZM225 138H224V140H225ZM235 138H237V137H235ZM242 138V137H241ZM252 138V137H251ZM71 139V138H70ZM85 139V138H84ZM109 139V138H108ZM107 139V140H108ZM141 139H142V137H141ZM221 139V138H220ZM256 139V138H255ZM260 139V138H259ZM261 139H262V137H261ZM114 140V139H113ZM118 140V139H117ZM148 140V139H147ZM147 140H144V141H147ZM241 140V139H240ZM239 140V141H240ZM247 140H249V139H247ZM114 141H116V140H114ZM137 141V140H136ZM142 141V140H141ZM141 141H139V142H141ZM144 141H142V142H144ZM148 141H150V140H148ZM171 141V140H170ZM180 141H181V139H180ZM262 141V140H261ZM74 142H76V141H74ZM110 142V141H109ZM118 142V141H117ZM138 142V141H137ZM136 142V143H137ZM169 142V141H168ZM194 142V141H193ZM227 142V141H226ZM229 142H231V139H230V141ZM245 142V141H244ZM96 143V142H95ZM103 143V142H102ZM156 143V142H155ZM166 143V142H165ZM225 143V142H224ZM234 143H235V141H234ZM233 143V144H234ZM103 144H105V146H109V144H108V142L106 143L105 142V139H104V143ZM103 144H101V145H103ZM108 144V145H107ZM140 144V143H139ZM246 144V143H245ZM248 144H249V141H248ZM247 144V145H248ZM262 144V143H261ZM141 145H142V143H141ZM156 145V144H155ZM159 145V144H158ZM226 145V144H225ZM260 145V144H259ZM86 146V145H85ZM104 146V145H103ZM115 146V145H114ZM112 147V148H115V147ZM137 146V145H136ZM139 146V148H141V149H139V150H142L143 148H142V146H140V145H138ZM151 146V145H150ZM206 146V145H205ZM222 146V145H221ZM228 146V145H227ZM234 146H236V145H234ZM246 146V145H245ZM48 147V146H47ZM51 147V146H50ZM106 147V148H107ZM155 147V146H154ZM230 147V146H229ZM236 147H238V146H236ZM261 147V146H260ZM101 148V147H100ZM103 148V149H102ZM101 149H102V151L104 150V148L105 147H102ZM106 148H105V150H106ZM153 148V147H152ZM162 148V147H161ZM231 148V147H230ZM233 148H235V147H233ZM255 148V147H254ZM109 149H110V147H109ZM145 149H146V146H145ZM186 149V148H185ZM81 150H83V149H81ZM108 150V149H107ZM107 150H106V152H107ZM118 150V149H117ZM156 150V149H155ZM159 149L157 148V151H158ZM225 150H226V148H225ZM227 150H228V147H227ZM232 150V149H231ZM230 150V151H231ZM234 150V149H233ZM236 150H237V148H236ZM252 150H254V149H252ZM257 150V149H256ZM68 151V150H67ZM102 151H100V153L102 152ZM147 151H148V149H147ZM156 151V152H157ZM183 151V150H182ZM50 152V151H49ZM105 152V153H106ZM118 152V151H117ZM140 152H142V151H137V153H140ZM146 152V151H145ZM152 152H153V154H155L154 153V151H153V149H152ZM160 152V151H159ZM180 152V151H179ZM191 152V151H190ZM217 152H218V150H217ZM219 152H220V149H219ZM225 152V151H224ZM233 152V151H232ZM231 152V153H232ZM81 153V152H80ZM105 153L103 152V156H105ZM137 153H136V155H137ZM142 153H144V150H143V152ZM147 154H149L148 152H146ZM192 153V152H191ZM252 153V152H251ZM255 153V152H254ZM68 154V153H67ZM89 154V153H88ZM107 154V153H106ZM145 154V153H144ZM222 154V153H221ZM253 154V153H252ZM264 154V153H263ZM69 155V154H68ZM162 155V154H161ZM166 155V154H165ZM262 155V154H261ZM140 156V155H139ZM139 156H136V157H139ZM142 156H143V154H142ZM146 156V155H145ZM154 156V155H153ZM193 156V155H192ZM224 156V155H223ZM228 156V155H227ZM240 156H242V155H240ZM58 157V156H57ZM84 157V156H83ZM141 157V156H140ZM189 157H191V156H189ZM229 157H231V156H229ZM238 157V156H237ZM105 158V157H104ZM163 158H164V156H163ZM232 158V157H231ZM247 158V157H246ZM253 158V157H252ZM255 158V157H254ZM262 157H260L259 159H261ZM61 159V158H60ZM137 159V158H136ZM146 159V158H145ZM149 159H152V156H151V158H149ZM155 159H156V156H155ZM158 159V158H157ZM185 159H186V157H185ZM193 159V158H192ZM191 159V160H192ZM198 159V158H197ZM226 159H228V158H226ZM237 159H239V158H237ZM248 159V158H247ZM223 160H225V159H222V161ZM232 160V159H231ZM235 160V159H234ZM240 160V159H239ZM238 160V161H239ZM73 161V160H72ZM143 161V160H142ZM142 161H140V162H142ZM148 161V160H147ZM164 160H162V162H163ZM166 161V160H165ZM164 161V162H165ZM176 161V160H175ZM188 161V160H187ZM193 161H194V159H193ZM83 162V161H82ZM136 162H138L139 163V160L138 161H136ZM149 162H151L150 160H149ZM157 162V161H156ZM184 162H186V161H184ZM190 162H192V161H190ZM226 162H228V161H226ZM226 162L224 163V164H226ZM240 162V161H239ZM250 162H252V161H250ZM256 162V161H255ZM133 163V164H132ZM136 164L137 166L139 165V164ZM143 163V162H142ZM236 163V165L238 164V162H235ZM72 164V163H71ZM76 164V163H75ZM144 164V167H145V163H143ZM180 164V163H179ZM187 164H188V162H187ZM191 164H194L193 162L191 163ZM231 164V163H230ZM73 165V164H72ZM71 165V166H72ZM100 165V166H99ZM150 165V164H149ZM152 165H153V163H152ZM181 165V164H180ZM185 164H183V166H184ZM190 165V164H189ZM188 165V166H189ZM197 165V164H196ZM233 165V164H232ZM136 166V167H137ZM140 166V165H139ZM141 166H142V164H141ZM157 166V165H156ZM182 166V165H181ZM192 166V165H191ZM193 167V166H192ZM224 167H226V166H224ZM239 167V166H238ZM69 168V167H68ZM146 168H148L147 166H146ZM153 167H151V169H152ZM155 168V167H154ZM172 168V167H171ZM178 168V167H177ZM186 168H187V166H186ZM230 168V167H229ZM76 169V168H75ZM83 169V168H82ZM137 169V168H136ZM139 169H140V167H139ZM139 169H137V171L139 170ZM151 169L150 170H148V171H150L151 172ZM160 169H162V168H160ZM159 169V170H160ZM181 169H183V175H185V171L187 170H185L184 171V168H180L179 170L181 171ZM194 169H196V168H194ZM193 169V170H194ZM197 169H198V167H197ZM225 169V168H224ZM242 169H244V167L243 168H241V170ZM247 169H249V168H247ZM258 169H259V167H258ZM66 170V169H65ZM74 170V169H73ZM154 170V169H153ZM166 170V169H165ZM172 170H174V169H172ZM223 170V169H222ZM70 171V170H69ZM69 171L67 172L68 174H69ZM71 171H72V169H71ZM87 171V170H86ZM140 171V170H139ZM144 171H145V169H144ZM178 171V170H177ZM189 171H190V168H189ZM231 171V170H230ZM237 171H239V170H237L236 169V172ZM83 172V171H82ZM146 172V176H147V171H145ZM152 172H154V171H152ZM234 172H235V170H234ZM72 174H73V172H71ZM78 173V172H77ZM85 173V172H84ZM131 173V172H130ZM140 173V175H142L141 174V172H138V174ZM224 173H226V172H224ZM231 173H232V171H231ZM231 173H230V178H231V180H228V178H227V182H230V185H229V188L227 189V190H229L230 192V194H229V203L231 204V205H233V202H236V200H237V196H238V194L240 195V193H238V186H239V181L237 182V180H235V179H233V181H232V178H235L236 176H231ZM242 173V172H241ZM37 174V173H36ZM45 174V173H44ZM64 174V173H63ZM154 174H155V172H154ZM162 174V176L164 175L163 173H161ZM192 174V173H191ZM195 174H197V173H195ZM242 174H244V173H242ZM47 175V174H46ZM81 175V174H80ZM139 175V176H140ZM144 175V174H143ZM142 175V176H143ZM148 175H149V173H148ZM151 175L153 176V173H151ZM171 175V174H170ZM206 175V174H205ZM226 175V174H225ZM236 175V174H235ZM238 175V174H237ZM68 176V175H67ZM71 176V175H70ZM69 176V177H70ZM131 176V175H130ZM138 176V175H137ZM136 176V177H137ZM158 176V175H157ZM159 176H160V174H159ZM176 176H180V175H176ZM188 176L189 175H187V177L185 178V179H187L188 178ZM197 176V175H196ZM221 176V175H220ZM86 177V176H85ZM149 177V176H148ZM165 177H166V175H165ZM184 177V176H183ZM182 177V178H183ZM240 177V176H239ZM253 177V176H252ZM72 178V177H71ZM140 178V177H139ZM163 178V177H162ZM173 178V177H172ZM193 178V177H192ZM221 178H223L222 176H221ZM225 178V177H224ZM241 178V177H240ZM249 178V177H248ZM60 179H62V178H60ZM74 179H75V177H74ZM143 179V178H142ZM154 179H156L155 177H154ZM159 179V178H158ZM165 179V178H164ZM167 179V178H166ZM189 179V178H188ZM236 179H238V178H236ZM87 180V179H86ZM223 180V179H222ZM221 180V181H222ZM243 180V179H242ZM63 181V180H62ZM66 181V180H65ZM137 181H138V179H137ZM152 181V180H151ZM161 181V180H160ZM159 181V182H160ZM163 181V180H162ZM165 181V180H164ZM168 181V180H167ZM177 181V180H176ZM180 181V180H179ZM249 181H250V179H249ZM69 182H70V178H69ZM68 182V183H69ZM74 182V181H73ZM80 182V181H79ZM153 182V181H152ZM154 182H156V180H154ZM159 182H158V184H159ZM193 182H195V181H193ZM216 182V181H215ZM67 183V182H66ZM67 183V184H68ZM81 183V182H80ZM84 183V182H83ZM138 183V182H137ZM145 183V182H144ZM147 183H149V182H146V184ZM176 183V182H175ZM174 183V184H175ZM179 183H182V182H179ZM197 183V182H196ZM199 183V182H198ZM218 183V182H217ZM37 184V183H36ZM46 184V183H45ZM65 184V183H64ZM72 185H73V183H71ZM75 184V183H74ZM164 184H166V183H164ZM185 184H187V182L185 183ZM205 184V183H204ZM250 184V183H249ZM248 184V185H249ZM261 184V183H260ZM143 184H141V186H142ZM145 185V184H144ZM150 185V184H149ZM148 185V186H149ZM162 185V184H161ZM189 185V184H188ZM214 185H215V183H214ZM218 185H219V183H218ZM241 185V184H240ZM43 186H45L44 184H43ZM70 186V185H69ZM68 185H67V187H69ZM83 186V185H82ZM81 186V187H82ZM157 186V185H156ZM172 186V185H171ZM181 187H182V185H180ZM180 186H179V188H180ZM196 186H198V185H196ZM200 186V185H199ZM226 187H228V183H227V185H225ZM46 187V186H45ZM66 187V186H65ZM70 187H72V186H70ZM73 187H75V186H73ZM73 187H72V189H73ZM78 187V186H77ZM140 187V186H139ZM146 187V186H145ZM144 187V188H145ZM201 187V186H200ZM213 187V186H212ZM107 188H108V190H107ZM149 188H151V186L149 187ZM153 188H156L155 186H153ZM159 188V187H158ZM178 188V190H180ZM214 188V187H213ZM246 188V187H245ZM47 189V188H46ZM45 189V190H46ZM61 189H63V188H61ZM65 189V188H64ZM75 189V188H74ZM78 189V188H77ZM82 189H83V187H82ZM110 189V190H109ZM139 189H141L142 190V188L140 187ZM186 189V188H185ZM200 189V188H199ZM203 189V188H202ZM44 190V191H45ZM145 190V189H144ZM147 190V189H146ZM151 190V189H150ZM163 190H165V189H163ZM163 190H159L160 192L161 191H163ZM171 190V189H170ZM181 190H183V189H181ZM186 190H188V188L186 189ZM201 190V189H200ZM61 191H63V190H61ZM60 191V192H61ZM65 191L67 192V189H65ZM69 191V190H68ZM71 191H73V190H71ZM75 191H77V190H75ZM79 191H81V190H79ZM83 191V190H82ZM91 191V190H90ZM198 191V190H197ZM214 191V190H213ZM78 192V191H77ZM140 192V191H139ZM146 192V191H145ZM148 192V191H147ZM153 192V191H152ZM155 193H156V190L154 191ZM181 192V191H180ZM201 192V191H200ZM222 192V191H221ZM253 192V191H252ZM48 193V192H47ZM71 193V192H70ZM87 193V192H86ZM141 193H142V191H141ZM140 193V194H141ZM150 193V192H149ZM149 193L148 194H145V195H149ZM162 193V192H161ZM165 193L167 194V192L165 191ZM170 193V192H169ZM254 193V192H253ZM44 194V193H43ZM42 194V195H43ZM72 194H73V192L71 193V194H66V196H69L70 195V197H72ZM171 194V193H170ZM172 194H174V193H172ZM191 194V193H190ZM189 194V195H190ZM197 194H198V192H197ZM45 195V194H44ZM77 195H78V193L75 195V193H74V195L73 196H76V198H73V199H75V201L77 200V198L79 197H77ZM143 195H144V192H143ZM185 195V194H184ZM243 195V194H242ZM155 196H156V194H155ZM161 196V195H160ZM163 196V195H162ZM167 196V195H166ZM175 196V195H174ZM200 196V195H199ZM249 196V195H248ZM258 196V195H257ZM43 197V196H42ZM60 197H61V193H60ZM146 197V196H145ZM156 197H158V195L156 196ZM190 197V196H189ZM239 197V196H238ZM57 198H58V196H57ZM57 198H56V200H57ZM64 198H65V196H64ZM89 198V197H88ZM142 198H143V196H142ZM146 198H148V197H146ZM152 198H154V196L152 197ZM160 198V197H159ZM180 198V197H179ZM63 199V198H62ZM67 199H69L68 197H67ZM66 199V200H67ZM105 198H103V200H104ZM150 199V198H149ZM156 199V198H155ZM192 199V198H191ZM249 199V198H248ZM66 200L64 201V199H63V202H66ZM79 200V202L81 201V199H78ZM114 200H115V202H114ZM154 200V199H153ZM161 200H162V198H161ZM164 200H166V198L164 199ZM173 200V199H172ZM175 200H178V199H175ZM193 200V199H192ZM242 200V199H241ZM44 201V200H43ZM75 201H74V203H75ZM102 201V202H101ZM147 201V200H146ZM156 201H158V200H156ZM156 201H155V204H156ZM181 201V200H180ZM189 201H190V199H189ZM201 201V200H200ZM228 201V200H227ZM248 201V200H247ZM246 201V202H247ZM62 202V203H63ZM83 202H84V200H83ZM82 202V203H83ZM105 202V201H104ZM113 202L115 203L114 204V208H113ZM158 202H160V201H158ZM175 202V201H174ZM173 202V203H174ZM194 202V201H193ZM239 202L240 203H242L240 200H239ZM40 203V202H39ZM61 203V202H60ZM66 203H68V202H66ZM71 204L73 203V202H70ZM76 203H77V201H76ZM75 203V204H76ZM81 203V204H82ZM147 203V202H146ZM184 203H185V201H184ZM187 203V202H186ZM191 203V202H190ZM195 203V202H194ZM200 203V202H199ZM198 203V205H200ZM64 204V203H63ZM148 204V203H147ZM150 204V203H149ZM152 204V203H151ZM158 204V203H157ZM162 204H163V201H162ZM167 205H168V202L166 203ZM165 204V205H166ZM172 204V203H171ZM170 204V205H171ZM229 204V205H230ZM255 204V203H254ZM68 205V204H67ZM67 205H66V207H67ZM74 205V204H73ZM160 205V204H159ZM243 205V204H242ZM41 206V205H40ZM147 206V205H146ZM150 206V205H149ZM172 206V205H171ZM246 206H248V205H246ZM258 206V205H257ZM60 207H61V204H60ZM74 207V206H73ZM87 207V206H86ZM88 207H90V205H88ZM156 207V206H155ZM160 207V206H159ZM158 207V208H159ZM162 207V210H163V205L161 206ZM168 207H169V205H168ZM179 207V206H178ZM190 207V206H189ZM222 207V206H221ZM226 207V206H225ZM231 207V206H230ZM56 208H58L59 209V207H57L56 206ZM63 208H64V206H63ZM76 208H77V206H76ZM80 208H82V206L80 207ZM106 209H108L107 207H105ZM151 208H153V207H151ZM157 208V207H156ZM157 208V209H158ZM199 208H201V207H199ZM217 208H219V207H217ZM242 208H243V206H242ZM68 209H69V207H68ZM70 209H72L71 207H70ZM97 209V208H96ZM95 209V211H98V209L96 210ZM103 209V210H102ZM150 209V208H149ZM156 209V210H157ZM168 209V208H167ZM233 209V208H232ZM231 209V210H232ZM73 210H75V207L73 208ZM83 210H86V208H83ZM99 210V211H100ZM109 210V209H108ZM160 210H161V208H160ZM190 210V209H189ZM194 210V209H193ZM202 210V209H201ZM238 210H239V208H238ZM242 210V209H241ZM240 210V211H241ZM250 210V209H249ZM56 211H58V210H56ZM78 211V210H77ZM82 211V210H81ZM88 211L90 212V210L88 209ZM164 211V210H163ZM178 211V210H177ZM199 211V210H198ZM233 211V210H232ZM66 212H68V210H66L65 211V213ZM94 212V211H93ZM92 212V213H93ZM157 212V211H156ZM155 212V213H156ZM162 212V211H161ZM175 212V211H174ZM190 213H191V211H189ZM212 212V211H211ZM216 213H217V210L215 211ZM251 212V211H250ZM55 213V212H54ZM53 213V214H54ZM58 213V212H57ZM59 213L61 214V212L59 211ZM58 213V214H59ZM73 213H75L74 211L71 213V211L69 210V212H68V216L66 217V219H67V224L65 225V228L64 229H66L67 230V232H66V234L68 235V241L70 242V240L74 243L75 242V240H74V238H73V236L71 237L70 235V231L72 232L74 229H75V227H76V222H75V218H74V216L72 215ZM85 213V212H84ZM82 214L81 215V217L84 215L85 216V214ZM96 213V212H95ZM149 213H152V211L151 212H149ZM154 213V214H155ZM158 213V212H157ZM165 213V212H164ZM169 213V212H168ZM171 213V212H170ZM178 213V212H177ZM230 213H231V211H230ZM241 213V212H240ZM63 214V213H62ZM88 214H90V213H88ZM88 214L86 215V216H88ZM198 214H200V213H198ZM220 214V213H219ZM55 215V214H54ZM92 215V214H91ZM95 215V214H94ZM98 215V214H97ZM112 215V219H113V223H112V221H111V223H112V225L110 226V222H109V225L107 224V220H109V218H110V216ZM146 215V214H145ZM152 215H153V213H152ZM157 215V214H156ZM161 215V214H160ZM170 215H172V214H170ZM182 215V214H181ZM191 215H192V213H191ZM225 215V214H224ZM235 215H236V213H235ZM53 216V215H52ZM63 216V215H62ZM75 216H76V213H75ZM90 216V215H89ZM135 216H137V217H135ZM155 216V215H154ZM158 216V215H157ZM173 216H174V214H173ZM172 216V217H173ZM232 216V215H231ZM253 216V215H252ZM254 216H255V214H254ZM54 217V216H53ZM58 217H60V216H58ZM106 217V218H105ZM152 217V216H151ZM165 217H168L167 215L165 216ZM164 217V218H165ZM179 217V216H178ZM199 217V216H198ZM215 217V216H214ZM221 217H223V216H221ZM225 217V216H224ZM235 217V216H234ZM52 218V217H51ZM85 218V217H84ZM93 218V217H92ZM95 218V217H94ZM97 218V217H96ZM155 219H157L156 217H154ZM191 218V217H190ZM247 218V217H246ZM61 219H63V218H61ZM82 219H83V217H82ZM86 219H87V217H86ZM91 219V218H90ZM102 219V220H103ZM176 219L177 218H175V221H176ZM216 219V218H215ZM248 219V218H247ZM43 220V219H42ZM101 220V221H102ZM142 220V219H141ZM168 220V219H167ZM233 220H235L234 218H233ZM253 220H256V217L253 219ZM58 221V220H57ZM66 221V220H65ZM83 221V220H82ZM87 221V220H86ZM85 221V219H84V222H86ZM229 221V220H228ZM236 221V220H235ZM234 221V222H235ZM53 222V221H52ZM56 222V221H55ZM84 222H82L83 224H84ZM137 222H138V220H137ZM166 222V220L164 221V223ZM173 222V221H172ZM184 222H186V221H184ZM192 222V221H191ZM222 222V221H221ZM232 222V221H231ZM244 222H245V220H244ZM256 222V221H255ZM45 223V222H44ZM58 223V222H57ZM61 224H62V222H60ZM87 223V225H86V228L84 227L83 229H85V231L87 230V232H86V234L84 235V234H80L81 236H83L84 235V237L82 238H77V240L79 239L80 240V243L82 244V245H84L85 246V248H86V250L85 251H87L88 250V253L86 254L85 253V261H88L89 259H88V254H89V250L92 248V247H94L95 245H96V243H94V242H96V240H95V238H96V234L97 235H100V234H98V233H96V229L93 227L94 226V224H92V221L91 220H89L88 219V221L86 222ZM85 223V224H86ZM168 224H170L169 223V221L167 222ZM179 223V222H178ZM223 223V222H222ZM228 223V222H227ZM239 223V222H238ZM237 223V224H238ZM257 223V222H256ZM53 224V223H52ZM80 224V223H79ZM78 224V225H79ZM95 224H97V223H95ZM101 224V223H100ZM103 224V223H102ZM151 224H152V222H151ZM168 224H166L165 223V225H168ZM180 224V223H179ZM185 224V223H184ZM187 224V223H186ZM233 224V223H232ZM244 224V223H243ZM78 225H77V227H78ZM93 225V226H92ZM138 225H140V224H138ZM145 225V224H144ZM159 225V224H158ZM164 225V226H165ZM176 225V224H175ZM175 225L173 224V226L172 227H175ZM182 225V224H181ZM44 226V225H43ZM52 226V225H51ZM97 226V225H96ZM154 226V225H153ZM178 227H180L179 225H177ZM250 226H252V225H250ZM254 226V225H253ZM60 227H61V225H60ZM60 227H58V228H60ZM82 227V226H81ZM140 227V226H139ZM170 226H168V228H169ZM177 227V228H178ZM232 227H234V226H232ZM232 227H229V228H232ZM44 228V227H43ZM52 229H53V227H51ZM62 228V227H61ZM97 228V227H96ZM141 228V227H140ZM159 228V227H158ZM195 228V227H194ZM248 228V227H247ZM252 228V227H251ZM100 229H101V231H102V229L103 228H101L100 227ZM127 227H126V233H127ZM153 230H154V227L152 228ZM175 229V228H174ZM228 229V228H227ZM254 228H252V230H253ZM258 229H259V227H258ZM263 229V228H262ZM44 231H45V229H43ZM54 230V229H53ZM52 230V232H54ZM116 230V231H115ZM129 230V229H128ZM136 230H139V228H136ZM147 230V229H146ZM159 230H160V228H159ZM169 230H171V229H169ZM182 230V229H181ZM235 230V229H234ZM264 230V229H263ZM37 231V230H36ZM60 231V230H59ZM107 231V230H106ZM130 231V230H129ZM128 231V232H129ZM143 231H145V230H143ZM167 231H168V229H167ZM175 231V230H174ZM174 231H173V233H174ZM177 231V230H176ZM189 231V230H188ZM219 231V230H218ZM224 231V230H223ZM237 231V230H236ZM255 231V230H254ZM38 232V231H37ZM100 232V231H99ZM123 232V234L121 235V233ZM135 232V231H134ZM183 232V231H182ZM228 232H230V230H228ZM234 232V231H233ZM247 232V231H246ZM245 232V233H246ZM249 232V231H248ZM253 232V231H252ZM57 233V232H56ZM55 233V234H56ZM75 233V232H74ZM84 233V232H83ZM131 233H132V231H131ZM138 233V232H137ZM137 233H136V237H137ZM141 233V232H140ZM161 233V232H160ZM171 233H172V231H171ZM175 233H177V232H175ZM179 233V232H178ZM177 233V234H178ZM194 233V232H193ZM202 233V232H201ZM205 233V232H204ZM220 233V232H219ZM254 233V232H253ZM39 234V233H38ZM37 234V235H38ZM54 234V235H55ZM65 234V233H64ZM135 234V233H134ZM144 234V233H143ZM148 234V233H147ZM223 234V233H222ZM229 234H231V233H229ZM248 234V233H247ZM50 235H51V233H50ZM106 235H107V233H106ZM139 235L140 234H138V237H139ZM224 235V234H223ZM243 235V234H242ZM259 235V234H258ZM40 236V235H39ZM41 236H42V233H41ZM75 236H78V234L77 235H75ZM104 236V235H103ZM162 236V235H161ZM184 236V235H183ZM186 236V235H185ZM230 236V235H229ZM232 236H234V235H232ZM245 236V235H244ZM108 237V236H107ZM173 237V236H172ZM220 237V236H219ZM219 237H217V238H219ZM227 237H228V235H227ZM242 237V236H241ZM64 238V237H63ZM108 238H110V237H108ZM162 238V237H161ZM160 237H159V242L161 241L160 239H161ZM167 238H168V236H167ZM177 238V237H176ZM217 238H216V240H217ZM229 238V237H228ZM227 238V239H228ZM249 238V237H248ZM105 239H106V237H105ZM173 239V238H172ZM200 239V238H199ZM237 239V238H236ZM78 240V241H79ZM103 240V239H102ZM109 240V239H108ZM139 240H141V238H139ZM138 240V242H140ZM171 240V239H170ZM179 240V239H178ZM215 240V239H214ZM230 240V239H229ZM253 240V239H252ZM58 241V240H57ZM56 241V243H59V242H57ZM107 241V240H106ZM131 241H132V239H130L129 240V245H130V243H131ZM136 241V240H135ZM142 241V240H141ZM175 241H176V239H175ZM173 242L174 244L175 243H177L178 241H176V242ZM224 241V240H223ZM248 241V240H247ZM37 242V241H36ZM41 241L39 240V243H40ZM51 242V241H50ZM62 242H64V241H62ZM68 242V243H69ZM103 242H104V240H103ZM109 242V244H110V241H108ZM158 242V243H159ZM163 242H165L164 241V239H163ZM162 242V243H163ZM168 242V241H167ZM181 242V241H180ZM217 242V241H216ZM215 242V243H216ZM226 242V241H225ZM243 242V241H242ZM241 242V243H242ZM255 242V241H254ZM259 242V241H258ZM116 243V244H115ZM142 243V242H141ZM141 243H139V244H141ZM161 243V244H162ZM183 243H184V241H183ZM228 243V242H227ZM41 244V243H40ZM44 244V243H43ZM48 244V243H47ZM123 244H124V242H123ZM122 244V245H123ZM139 244H138V246H139ZM144 244V243H143ZM160 244V243H159ZM164 244H166V243H164ZM164 244L162 245V246H164ZM229 244V243H228ZM240 244V243H239ZM245 244V243H244ZM243 244V245H244ZM38 245V244H37ZM55 245H58V244H55ZM78 245H79V242H78V244H77V248H79L78 247ZM82 245H80V247L82 246ZM102 245V244H101ZM133 245V244H132ZM226 245V244H225ZM224 245V246H225ZM242 245V246H243ZM246 245H247V243H246ZM36 246V245H35ZM59 246V245H58ZM70 246L72 247V245L70 244ZM137 246V245H136ZM137 246V247H138ZM168 246V245H167ZM171 246H173V245H170V248H171ZM223 246V247H224ZM248 246V245H247ZM254 246H255V244H254ZM47 246H46V243H45V246L43 247V248H46ZM115 247V248H114ZM176 247V246H175ZM187 247V246H186ZM216 247V246H215ZM36 248V247H35ZM40 248H41V245H40ZM59 247H57V249H58ZM74 248V247H73ZM76 248V247H75ZM77 248H76V250H77ZM95 248V247H94ZM100 248V247H99ZM97 249V251L99 250L100 251V249ZM104 248V247H103ZM120 248H122V246L120 247ZM144 248V246L142 245V249ZM167 248V247H166ZM168 249L167 248V253L169 252V250H171V249ZM177 248V247H176ZM179 248H180V246H179ZM225 248V247H224ZM228 248V247H227ZM237 248V247H236ZM245 248V247H244ZM243 248V249H244ZM255 248V247H254ZM132 249V248H131ZM141 249V250H142ZM165 249V248H164ZM178 249V248H177ZM196 249V248H195ZM249 249V251H250V247L248 248ZM257 249V248H256ZM37 250H38V247H37ZM36 250V251H37ZM40 250V249H39ZM42 250V249H41ZM54 250H55V248H54ZM68 250V249H67ZM82 250V249H81ZM91 250H93V249H91ZM125 250V249H124ZM128 250V249H127ZM139 249H137L136 251H138ZM160 250V249H159ZM174 250V249H173ZM255 250V249H254ZM63 251V250H62ZM69 251H70V249H69ZM79 251V250H78ZM97 251H95L94 253H96ZM103 251V250H102ZM105 251H108V250H105ZM119 251V250H118ZM121 251H123V250H121ZM131 251H133V250H131ZM135 251V250H134ZM144 251V250H143ZM143 251H142V259H144V253H143ZM149 251V250H148ZM178 251H179V249H178ZM191 251V250H190ZM223 251V250H222ZM247 252H249L248 250H246ZM253 251V250H252ZM39 252V251H38ZM48 252H49V250H48ZM71 252H72V250H71ZM82 252V251H81ZM92 252V251H91ZM115 252H116V254H115ZM129 252V251H128ZM159 252H162V249H161V251H159ZM158 252V253H159ZM185 252H187V251H185ZM226 252V251H225ZM229 252V251H228ZM40 253H41V251H40ZM51 253V252H50ZM105 253V252H104ZM122 253V252H121ZM120 253V254H121ZM134 253V252H133ZM151 253V252H150ZM149 253V254H150ZM163 253V252H162ZM162 253H159V254H162ZM175 253H176V251H175ZM174 253V254H175ZM179 253H181V252H179ZM235 253V252H234ZM233 253V254H234ZM253 253L255 254V252L253 251ZM39 254V253H38ZM66 254H68V253H66ZM66 254H64V255H66ZM96 254H98V252L96 253ZM241 254V253H240ZM244 254V253H243ZM248 254V253H247ZM252 254V253H251ZM49 255V254H48ZM79 255V254H78ZM82 255H83V253H82ZM81 255V256H82ZM94 255L95 254H93V256L92 257H94ZM104 256H105V254H103ZM133 255V254H132ZM168 255V254H167ZM166 255V256H167ZM176 255V254H175ZM201 255V254H200ZM226 255H228V254H226ZM225 255V256H226ZM229 255H231V254H229ZM253 255V254H252ZM259 255V254H258ZM36 256H38V255H36ZM39 256H40V254H39ZM38 256V257H39ZM41 256H42V254H41ZM45 256V255H44ZM96 256V255H95ZM98 256V255H97ZM96 256V257H97ZM181 256V255H180ZM189 256V255H188ZM221 256H222V253H221ZM37 257V258H38ZM53 257V256H52ZM51 257V258H52ZM77 257V256H76ZM75 257V255H74V257H73V259H75L76 260V262H78L77 260L80 258H76ZM83 257V256H82ZM101 257V256H100ZM137 257H139V256H137ZM149 257H152V256H149ZM154 257V256H153ZM159 257H161V255H159ZM158 257V258H159ZM174 257H176V256H174ZM182 257H183V255H182ZM218 257V256H217ZM228 257V256H227ZM45 258V257H44ZM49 258V257H48ZM66 258H67V256H66ZM103 258H105V257H103ZM122 258V256L120 257V259ZM132 258V257H131ZM168 258V257H167ZM201 258V257H200ZM244 258V257H243ZM41 259H42V257H41ZM68 259V258H67ZM81 260H83L82 258H80ZM95 259V258H94ZM137 259V258H136ZM154 259V258H153ZM161 259H162V257H161ZM166 259V258H165ZM175 259V258H174ZM180 259H181V257H179V261H180ZM183 259V258H182ZM237 259V258H236ZM250 259V258H249ZM40 260V259H39ZM51 260V259H50ZM64 260V259H63ZM66 260V259H65ZM64 260V261H65ZM81 260H79V261H81ZM97 260H99V258L97 259ZM121 260H123V259H121ZM138 260V259H137ZM155 260V259H154ZM192 260V259H191ZM244 260H245V258H244ZM37 261H38V259H37ZM36 261V262H37ZM41 261V260H40ZM57 261V260H56ZM63 261V262H64ZM90 261V260H89ZM88 261V263H90ZM102 262H101V264H103V259L101 260ZM120 261V260H119ZM126 261V260H125ZM138 261H140V260H138ZM138 261H135L136 263L138 262ZM144 261V260H143ZM145 261H146V259H145ZM163 261V259L161 260V262ZM182 261H184V259L182 260ZM216 261V260H215ZM214 261V262H215ZM218 261V260H217ZM224 261H225V259H224ZM251 261V260H250ZM2 262V261H1ZM42 262L43 261H41V264H42ZM46 262V261H45ZM60 262V261H59ZM62 262V263H63ZM67 262H68V260H67ZM92 263H94L93 262V259H92V261H91ZM113 262V263H112ZM141 262V261H140ZM140 262H139V264H140ZM153 262V261H152ZM161 262H159L158 264H160ZM176 262V261H175ZM219 262V261H218ZM235 262H237L236 260H235ZM30 263V262H29ZM57 263V262H56ZM73 263V262H72ZM75 263V262H74ZM73 263V264H74ZM84 263V262H83ZM82 262H80V264H83ZM120 263V262H119ZM118 263V264H119ZM121 263L123 264L124 262H122L121 261ZM120 263V264H121ZM146 263V262H145ZM155 263V262H154ZM153 263V264H154ZM165 263V262H164ZM168 264H172V262H170V261H168L167 262ZM182 263V262H181ZM202 263V262H201ZM227 263H229V262H227ZM238 263V262H237ZM236 263V264H237ZM245 263V262H244ZM250 263H252V262H250ZM36 264H38V263H36ZM40 264V263H39ZM66 264H69V263H66ZM76 264V263H75ZM87 264V263H86ZM97 264V263H96ZM104 264H106V262L104 263ZM138 264V263H137ZM156 264V263H155ZM176 264H179V262L177 263L176 262ZM183 264V263H182ZM191 264H193V263H191ZM259 264V263H258ZM262 264V263H261Z\"/></svg>","mask_w":264,"mask_h":264}]
</instances>
